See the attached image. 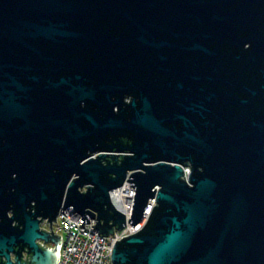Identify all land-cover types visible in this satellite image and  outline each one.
Listing matches in <instances>:
<instances>
[{"label":"water","instance_id":"water-1","mask_svg":"<svg viewBox=\"0 0 264 264\" xmlns=\"http://www.w3.org/2000/svg\"><path fill=\"white\" fill-rule=\"evenodd\" d=\"M125 182L112 264H264V0H0V257Z\"/></svg>","mask_w":264,"mask_h":264},{"label":"built area","instance_id":"built-area-1","mask_svg":"<svg viewBox=\"0 0 264 264\" xmlns=\"http://www.w3.org/2000/svg\"><path fill=\"white\" fill-rule=\"evenodd\" d=\"M134 195L133 187L127 182L116 193V203L125 211V226L120 231L115 230L114 237L113 235L102 236L94 232L92 229L96 225L95 218H90L89 223H85L84 227L80 228L83 223L81 216L74 215L71 210L59 213L56 220L51 223L53 234L61 236L57 264H112L111 252L115 241L135 234L145 222L143 221L134 227L128 223L131 217ZM154 206L155 202L150 200L144 215L148 216ZM42 227L51 234L50 225L47 221H43Z\"/></svg>","mask_w":264,"mask_h":264},{"label":"flooded vegetation","instance_id":"flooded-vegetation-1","mask_svg":"<svg viewBox=\"0 0 264 264\" xmlns=\"http://www.w3.org/2000/svg\"><path fill=\"white\" fill-rule=\"evenodd\" d=\"M9 217H10V214H9ZM42 228L43 227H42V223H41L40 224V230H42ZM36 244L41 246V247H43V248H52L53 247L50 243L47 244V243H44L41 240H37ZM14 250L16 251L17 248H15ZM4 252L6 253L7 250H5ZM7 255L9 257V261L14 264L16 262V260H15L16 256H15L14 252L13 251L12 252H7ZM30 258H31V256L27 253L26 249L21 251V259H20L21 263L30 264ZM7 261L8 260L5 257H0V264H6Z\"/></svg>","mask_w":264,"mask_h":264},{"label":"bare ground","instance_id":"bare-ground-1","mask_svg":"<svg viewBox=\"0 0 264 264\" xmlns=\"http://www.w3.org/2000/svg\"><path fill=\"white\" fill-rule=\"evenodd\" d=\"M124 185V184H123ZM119 197V196H118Z\"/></svg>","mask_w":264,"mask_h":264}]
</instances>
